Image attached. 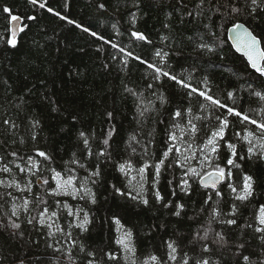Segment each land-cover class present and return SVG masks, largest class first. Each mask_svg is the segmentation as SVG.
I'll use <instances>...</instances> for the list:
<instances>
[{
    "label": "trees",
    "instance_id": "obj_1",
    "mask_svg": "<svg viewBox=\"0 0 264 264\" xmlns=\"http://www.w3.org/2000/svg\"><path fill=\"white\" fill-rule=\"evenodd\" d=\"M196 2L183 0L188 7L182 9L177 0H48V6L61 15L110 41L104 43L46 10L34 7L29 0H0V164L11 169L10 173L0 172V180L4 181L0 186V223L7 224L15 202L21 205L24 199L30 201L27 212L18 208L16 222L21 228L15 235L10 228L0 230V264H71L68 253L76 264H85L86 258L79 251L81 244L86 251L95 254L96 260H103V264H132L133 260L144 264L152 255L167 261L166 242L169 240L178 245V260L185 252L196 257L201 255L200 242H192L193 238L198 232L203 235L208 227L212 230L208 243L213 251L204 256L220 260L221 264H241L231 251H217L211 244L215 233L222 232L230 247L239 238L246 242L244 254H250L253 260L259 258L258 238L251 229L241 232L239 227L245 221L251 222L264 205V160L259 159L258 154L250 157L244 140L245 134L260 136L255 125L241 123L235 116L228 117L229 127L224 139H218V151L212 154L214 164L233 174L218 188L221 198H217L214 191L201 188L199 179L191 173L185 175L186 169L192 166L178 167L179 154L175 150L169 153L159 182L153 188L155 169L152 165L163 153L182 141L199 151L217 128V117L227 114L167 77L155 79V73L132 56L153 63L250 118L264 122V99L255 95L259 92L264 96V77L249 69L226 38L233 22L242 23L261 41L264 51V14L255 21L241 14L233 21L211 12L194 20L185 13L188 9L194 10ZM237 2L243 7L245 0ZM5 7L23 20L25 30L20 32L15 48L3 42L10 35L11 18L10 13L3 11ZM132 13L136 16L135 24ZM29 16L36 19H26ZM166 24L169 27L166 28ZM132 31L144 34L146 41L132 37ZM113 43L132 56L125 57L124 52L112 48ZM201 44L213 51L198 48ZM157 50L162 55L167 53L163 60L155 55ZM229 91L233 92L232 100L228 99ZM202 104L206 106L204 111H201ZM144 107L149 111L140 116ZM177 111L182 113L180 117H174ZM196 116L200 119H195ZM5 120L9 123L5 124ZM190 120L198 129L195 137L189 133ZM37 121V126L33 127ZM81 132L84 137L80 136ZM237 132L239 137L235 135ZM171 135L178 138L176 142L170 140ZM133 136L135 140L131 139ZM84 138L89 140L88 147L83 143ZM105 139L107 145L103 143ZM229 143L236 147L233 159L239 168L227 165L231 155L227 148ZM38 150L45 151L50 160L37 157ZM101 151L105 156L98 155ZM29 158L40 165L35 175L21 173L15 167L16 164L27 167ZM73 160L85 167H79ZM126 161L134 171L146 162L150 165L145 170L143 186L148 206L129 196V193L134 195V191L128 178L118 170V165ZM97 166L101 176L96 184H89L95 193V204L49 194L55 189L52 170L59 172L62 178L74 175L79 184L88 176V171ZM244 175L253 177L255 192L249 201L241 204L234 201L228 184L242 186ZM181 178L191 185L188 195L180 189ZM13 179L22 187L30 181L31 193L18 192ZM45 179L48 184L43 183ZM116 188L123 195L118 194ZM156 190L163 197L161 202L155 200L153 192ZM208 195L212 200L205 204ZM37 196L46 203L37 201ZM178 203L183 205V210L180 216H175ZM233 203L239 208L235 217L237 225L212 220L213 207L217 208L221 219H226L224 214L231 210ZM65 204L73 212L82 209L89 214L88 231L81 232L74 227L78 221L68 215ZM164 204L169 206L164 207ZM44 208L49 210V216L51 212L56 213L51 216L56 225L53 233L46 223L42 227L38 222V214ZM34 217L36 219L29 224L28 220ZM117 219L119 225L114 222ZM118 227L132 233L135 253L131 263L123 261L121 247L116 243ZM106 253L114 254L117 259L109 260ZM168 264L173 262L168 261ZM190 264H194V260Z\"/></svg>",
    "mask_w": 264,
    "mask_h": 264
},
{
    "label": "snow or ice",
    "instance_id": "obj_2",
    "mask_svg": "<svg viewBox=\"0 0 264 264\" xmlns=\"http://www.w3.org/2000/svg\"><path fill=\"white\" fill-rule=\"evenodd\" d=\"M178 3L181 4L182 9H187V4L183 3V0H177ZM29 3L32 4L34 7H39L42 10H46L50 14L59 17L60 20L66 21L69 25H75L76 28L80 29L81 31L88 33L89 35L95 37L97 40H104V38L100 35H98L95 32H91L88 28L83 27L82 25L76 23L74 20L69 19L67 16L61 15L59 12L55 11L53 8L48 6V0H29ZM207 5L208 7H205ZM135 7H139L138 3H134ZM101 8L104 7L103 4L100 5ZM5 13H10V9L8 7H5L3 9ZM216 12L220 13L222 18L224 19H230L233 20L237 17H239L241 14H244L248 17H250L253 21L257 20L261 17V14H264V0H245L243 7H241L237 0H197V2L194 5V10L188 9L185 13L186 16L192 17L194 20H198L202 18L205 13H211ZM10 20H9V28L8 32L10 35L4 39V43H6L9 47L15 48L17 46V29L20 32H23L25 29L23 25L21 24V17L19 15H12L10 13ZM133 17V24H135V13H132ZM26 19L28 20H35V16H29ZM165 27H169V25H165ZM233 33H235L234 40L235 43L233 47L237 52H241L246 58L247 62L250 65V67L259 74L260 77H264V51H262L259 47L261 44V41L257 39L256 35L253 33V31L249 30L248 28H245L243 24L241 23H235L233 22V27L230 29ZM132 37H134L137 40L146 41V37L144 34L139 33L137 31L131 32ZM162 40L165 39L164 37L161 38ZM104 43H110V41L104 40ZM112 48L118 49V46L116 44L111 45ZM201 49H206L208 52H212L213 48L208 47L207 45L201 44L197 46ZM121 52H124L125 57L132 56L131 52H126L123 48L118 49ZM156 56L161 57L163 60V56H166L167 53L161 54L159 50L155 53ZM133 59L139 60L141 63H145L149 69H151L155 73V79H159L161 76L167 77L169 80L174 81L177 85H179L182 88L189 89L190 94H197L204 101H207L208 104L213 106L214 108H219L225 110L227 115H223L220 117H217L218 120V126L215 130H213L210 134V136L206 139V143L202 148L199 149L200 152L205 153L204 161L201 162V166H203L205 163L212 167L211 171H205L203 174L198 172L195 168L189 167L186 169L185 175H188V173H191L193 177H196L199 179V182L202 187L204 188H212L215 192V196L217 198L222 197L221 191L217 189V185L231 179L232 172L228 171L226 172L223 167H220L217 164L213 163V155L217 153V141L223 140L225 135V130L229 127V116H235L238 117L241 123H247L251 125H255L256 129L260 130V136L258 137V142L253 143L251 140V136L255 135V133H249L245 135L244 139L249 141V147L247 149L249 156L257 155L259 159L264 160V122L258 121L256 119L250 118L248 115L244 114L242 111H238L235 107L228 106L224 102H222L220 99L215 98L214 96L210 95L208 91L199 90L195 87H192L189 83L185 82L184 79L178 78L176 75H173L169 73L168 71H164L162 68L158 67L157 65L153 63H149L143 59H141L138 56H132ZM126 63V60L123 61ZM151 88L152 85H149ZM255 92V90H252ZM255 95L260 96L261 99H264V96H261V93L255 92ZM228 99H233V92L229 91L227 93ZM161 103H164L163 98H161ZM205 105H201V111L205 110ZM149 111L148 108L144 107L139 112L140 116H143L145 112ZM190 111V110H189ZM111 116V113H109ZM182 113L180 111L175 112L174 117H180ZM195 119H200L199 116H196ZM5 124H8L9 121L5 120ZM38 124L37 122L33 123V127H36ZM189 133L195 137V134L197 133L198 129L194 123L189 121ZM111 135V132L109 133V136ZM237 137L240 136V133H235ZM81 137H84V133H80ZM33 139H35V136H33ZM132 140H135L136 138L133 136L131 137ZM178 138L175 135L170 136L171 141H176ZM83 143L85 147H88L89 140L87 138H84ZM105 145H107L108 140L105 139L103 141ZM192 145H188V149L191 150ZM227 148L230 150L231 155L227 159V165L239 168L240 165L235 162L233 157L236 156V147L234 144H227ZM256 149V151H254ZM175 150L177 154L181 153V149L179 147H176L175 144H173L172 147H169L164 153L162 158L152 165L155 169V175L153 178V188H155L156 184L159 182L160 174H161V168L165 163V160L168 159L169 153ZM89 156H91V151L89 149ZM13 156H15V153H12ZM99 156H105V152L101 151L98 153ZM36 156L42 158L44 161H49L50 156L45 151H37ZM189 157L185 156L184 160H187ZM240 159H244V157H240ZM73 163H77L79 167H85L83 164H79L78 161L73 160ZM176 165L178 167H183V163L177 159ZM16 168L19 169L21 173H27L29 175H35L36 171L39 170V163L36 160H33L32 158H29L27 161V167H21L20 164L15 165ZM150 165L146 162L143 164L142 167H140L137 171L141 178V180L144 179L145 170L148 169ZM132 169V165L130 162H124L118 165V170L127 175V172ZM87 170V169H86ZM53 171L52 179L56 181V189L49 193L51 195H65V196H71L73 199H82L87 200L88 202L95 204L96 203V197L95 193L93 192L92 188L89 187V184H96L101 176L99 166L95 170L88 171V176L81 180L79 184L76 183V177L74 175H68L66 178H62L61 174L59 172ZM0 172L3 173H10L11 169L4 164H0ZM39 179V177H38ZM242 186L237 187L233 186L231 183L228 184V187L231 190V193L234 194V201H239L241 204L245 203L246 201H249L250 198L254 196V179L251 175H244ZM44 184H48V180H43ZM171 184V181H169ZM12 184L15 185L16 190L18 191H27L31 193V182L29 181L27 185H24L23 187L21 184L17 183L14 179L12 181ZM4 185V181L0 180V186ZM11 187L12 185H8ZM141 191L136 192L135 195H131L129 193L130 198L133 201H136L138 203H142L145 206H148L149 200L145 198L143 194V184L140 185ZM191 185L187 179L181 178L180 182V189L182 192H184L185 195H188L190 193ZM134 190V189H133ZM115 191L118 194H122L120 192L119 188H116ZM11 195V194H9ZM153 195L155 196V200L157 202H161L163 200V197L160 193V191L156 190L153 192ZM173 195H175V192H173ZM37 201H40V197H36ZM210 200H212V196L208 195L207 199L205 200V204H207ZM41 203H46L45 201H40ZM29 204L30 201L28 199H24L21 205H13L12 211H11V217L8 218L7 224L0 223V230H7L11 229L13 235H15L19 229L21 228V224L17 223L16 220L19 219L18 215V208H23L25 212L29 210ZM168 204H164V207H168ZM64 207L68 211L69 216H74L77 223L74 224V227L78 228L81 232L88 231V225L90 224L89 214L87 212H83L82 209H76L75 212H73L72 208H69L67 204L64 205ZM176 211L173 213L175 216H180L181 211L183 210L182 204H176ZM238 205L233 203L231 206V210L228 213H225L224 215L228 218L221 219L220 214H218L217 208L213 207L212 209V220L222 223L228 226L237 225V219L235 218L238 215ZM83 213L81 216L80 213ZM39 220L38 222L43 227L45 224V220L49 218V210L47 208H44L42 211L38 214ZM51 216H56L55 212H51ZM12 217H15L16 219H12ZM36 219L35 217L28 220L29 224L33 223V220ZM117 225L120 224V221L117 219L114 221ZM49 228L52 227L51 224L47 225ZM73 226V225H70ZM241 232H243L245 229H251L252 232L256 235V237L259 240L260 244V255L259 258L256 260H253L251 258L250 254H244L243 250L246 247V242H244L241 239H237L236 242H234L231 247L229 246V242L226 240L225 235L222 232H216L214 238L211 240V244L216 246L217 251H221L224 249H228L232 252V256L236 260H240L241 264H264V205L260 206L258 209V212L255 214L254 219L249 222L245 221L244 224L239 225ZM57 230L60 231L59 227H57ZM211 228H205L203 230L204 234L199 235V232L196 236H194L192 242H200V251L201 255H198L196 257L189 256L187 252L183 254L182 257L178 260L177 254H178V245L176 241L169 240L166 242L167 244V261H163L160 258H158L155 255H152L149 257V260L144 261V264H149V261L151 264H168V261L173 262V264H190V261L194 260V264H221L220 260H214L211 258V256H204V253H211L213 251V248L208 243L209 240V233L211 232ZM22 235V233H21ZM69 237H71V233L68 234ZM131 237L132 233L130 230L125 231L123 237H118L116 243L121 246V248L127 252V253H135V248L131 244ZM73 244H75V241H72ZM51 247V245H49ZM57 251H60V249H56ZM80 253L84 254L85 256V264H103V260H96L95 254L91 251H86L85 246L81 244L79 246ZM109 260H116L117 257L114 254L106 253ZM68 260L71 261V264H76V261L73 259L71 253H68ZM23 264V262H21ZM132 264H136L135 260H133Z\"/></svg>",
    "mask_w": 264,
    "mask_h": 264
},
{
    "label": "rangeland",
    "instance_id": "obj_3",
    "mask_svg": "<svg viewBox=\"0 0 264 264\" xmlns=\"http://www.w3.org/2000/svg\"><path fill=\"white\" fill-rule=\"evenodd\" d=\"M247 135V134H245ZM258 137L259 136H251V140L253 143H257L258 142ZM245 140V139H244ZM176 142V141H175ZM245 142L248 144L249 146V141L245 140ZM190 143L187 142H177V147H179L181 149V153L179 154V160L183 163V165H191L192 168H195L198 172H200L201 174H203L205 171H211L212 167L209 166L208 164H204L203 166H201V162L204 161V157H205V153L204 152H200L198 151L195 147L192 146L191 150L188 149V145ZM192 145V144H191ZM202 148V147H201ZM254 151H256V149H254ZM188 156L189 158L187 160H184V157ZM123 174V173H122ZM125 177L128 178V182L129 185L131 187V189L134 191V195L136 194V192L141 191L140 185L143 184L144 186V181H145V177L143 180H141L138 171H134V170H130L127 172V175L123 174ZM6 180V179H5ZM3 181V180H2ZM55 182V189H56V181ZM20 184V183H19ZM54 189V190H55ZM18 191V190H17ZM19 192V191H18ZM56 196H65V195H56ZM71 197V196H70ZM15 205H19L18 202L14 203ZM45 223L51 224L52 227L49 228V230L53 233L55 232L56 229V225L54 220H52V217L49 216V218H47L45 220ZM124 230L120 229L118 227V237H123L124 235ZM121 247V246H120ZM122 258L123 261L126 263H131L132 262V253H127L125 252L122 248Z\"/></svg>",
    "mask_w": 264,
    "mask_h": 264
},
{
    "label": "water",
    "instance_id": "obj_4",
    "mask_svg": "<svg viewBox=\"0 0 264 264\" xmlns=\"http://www.w3.org/2000/svg\"><path fill=\"white\" fill-rule=\"evenodd\" d=\"M21 24H23V20H22V19H21ZM241 24H242V23H241ZM232 27H233V26H232ZM232 27H230V28L227 30V33H226V38H227V41H228V43H229L231 49L233 50V52H234L236 55H238L239 57H242V58L244 59V61L246 62L247 66L249 67V69H250L252 72H254L255 74L259 75L258 73H256V72L250 67V65H249L248 62H247V58H246L241 52H237V51L235 50V48L233 47V45H234V43H235V40H234L235 33H233L232 31H230V29H231ZM244 27L247 28L245 25H244ZM9 34H10V33H9ZM19 35H20V31L17 29L16 40H17V38L19 37ZM257 39H258V38H257ZM258 40H259V39H258ZM259 47H260V49L263 51L261 44L259 45ZM222 183H223V182H222ZM222 183H220V184L217 185V189L220 187V185H221ZM198 184H199V186H200L201 188H203V189H205V190L214 191L212 188H204V187H202L199 181H198Z\"/></svg>",
    "mask_w": 264,
    "mask_h": 264
}]
</instances>
